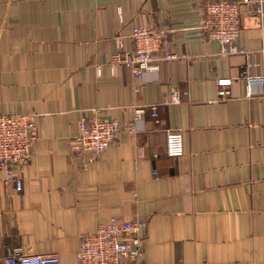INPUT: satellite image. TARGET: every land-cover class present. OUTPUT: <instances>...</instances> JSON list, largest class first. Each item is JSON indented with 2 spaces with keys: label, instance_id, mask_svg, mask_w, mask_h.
Wrapping results in <instances>:
<instances>
[{
  "label": "crops",
  "instance_id": "crops-1",
  "mask_svg": "<svg viewBox=\"0 0 264 264\" xmlns=\"http://www.w3.org/2000/svg\"><path fill=\"white\" fill-rule=\"evenodd\" d=\"M215 1L0 0V115L38 130L23 189L0 182V264L16 246L80 264L82 234L113 215L147 221L146 264H264V2L240 5L243 52L222 54L201 23ZM136 24L164 35L142 78L112 60ZM83 117L128 127L91 159L71 149Z\"/></svg>",
  "mask_w": 264,
  "mask_h": 264
},
{
  "label": "built area",
  "instance_id": "built-area-1",
  "mask_svg": "<svg viewBox=\"0 0 264 264\" xmlns=\"http://www.w3.org/2000/svg\"><path fill=\"white\" fill-rule=\"evenodd\" d=\"M250 0H216L207 4L201 23L207 29L212 41H218L222 54L243 52L237 46L241 34L240 5ZM264 0H259L263 4ZM261 13L262 6H258ZM135 49H122L113 57V62L123 63L136 78H142L147 70L158 68L156 55L164 45L162 29L156 26L136 24L132 31ZM177 54L167 50L163 58L174 59ZM232 78L218 79L221 99L231 96L229 86ZM180 100L174 92L171 101ZM144 109L139 108L136 119L142 116ZM159 115L154 105L153 116ZM36 113L0 115V182L14 183L17 191L23 189V171L30 160L34 141L38 137ZM79 130L71 139V149L81 156L90 155L97 159L108 146L117 142L119 133L128 126L118 120L99 117H83ZM131 128V127H130ZM132 129V128H131ZM185 144L183 130L171 128L166 131L165 154L170 157L184 155ZM146 220L138 217L123 219L111 216L108 223L101 224L96 230L82 234L77 250L80 264H146L144 247L147 238ZM5 264H61L57 254L27 253L21 246H16L5 259Z\"/></svg>",
  "mask_w": 264,
  "mask_h": 264
}]
</instances>
